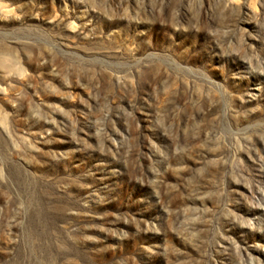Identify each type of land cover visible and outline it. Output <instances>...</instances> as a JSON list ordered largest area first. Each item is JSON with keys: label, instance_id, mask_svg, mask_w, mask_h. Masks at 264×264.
I'll list each match as a JSON object with an SVG mask.
<instances>
[{"label": "rangeland", "instance_id": "rangeland-1", "mask_svg": "<svg viewBox=\"0 0 264 264\" xmlns=\"http://www.w3.org/2000/svg\"><path fill=\"white\" fill-rule=\"evenodd\" d=\"M0 264H264V0H0Z\"/></svg>", "mask_w": 264, "mask_h": 264}]
</instances>
